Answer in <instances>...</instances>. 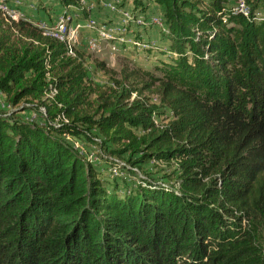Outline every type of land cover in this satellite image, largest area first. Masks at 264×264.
Masks as SVG:
<instances>
[{"label": "trees", "instance_id": "obj_1", "mask_svg": "<svg viewBox=\"0 0 264 264\" xmlns=\"http://www.w3.org/2000/svg\"><path fill=\"white\" fill-rule=\"evenodd\" d=\"M151 1L176 55L161 76L142 69L141 86L135 72L93 84L83 51L0 10V92L14 108L0 110V264H264V0H246L248 16L228 0L120 5ZM162 105L172 114L158 127ZM67 135L135 165L178 163L173 181L124 183L108 172L117 159L94 163Z\"/></svg>", "mask_w": 264, "mask_h": 264}, {"label": "built area", "instance_id": "obj_2", "mask_svg": "<svg viewBox=\"0 0 264 264\" xmlns=\"http://www.w3.org/2000/svg\"><path fill=\"white\" fill-rule=\"evenodd\" d=\"M106 4L105 0H95ZM22 0H0V10L6 20L13 22L20 19L28 20L29 16L22 10L24 4ZM122 0H112L106 6L111 10L119 12L121 15V21L115 22L113 20L100 21L98 18L90 15L91 6L89 0H81V6L77 7L82 11L86 8L89 15L86 18H79L74 21L75 15L70 13L68 9H64L56 18L55 21L47 19L40 20L35 24L38 26L46 36L57 39L65 45L68 55L73 57L78 56V45L80 34L83 30H91L94 34L88 38L86 42V52H97L102 50L105 45L109 47L112 52L115 53H137L149 56L146 52L153 53L157 49H161L162 45L157 40L148 39L143 34V29L148 27H155L160 32L166 30L165 19L162 14H148L145 11L135 9L133 7L121 6ZM69 7V6H67ZM251 6L246 0H236V3L232 6L233 13H242L246 16L250 15ZM31 22V21H30ZM148 49H153L149 51ZM170 52V51H169ZM81 58V57H79ZM84 65L90 63L88 58L84 57ZM134 59L137 60L136 56ZM57 89L52 87L46 94L48 100L55 98ZM136 96V92L133 93V98ZM39 114L47 115L45 106L40 108V112H34L31 115V119L38 118ZM172 112L170 111L171 115ZM171 119L169 116L166 123ZM153 121L156 126L163 127L166 125L159 119V112L155 111L153 114ZM70 140L73 146L79 151L81 156L86 157L88 160L100 164V158L98 151H95L88 146L81 139H77L72 135L66 136ZM162 162V161H159ZM126 169L118 163L113 166H109L108 172L111 176H115L119 179L130 180L129 175L126 173Z\"/></svg>", "mask_w": 264, "mask_h": 264}, {"label": "rangeland", "instance_id": "obj_3", "mask_svg": "<svg viewBox=\"0 0 264 264\" xmlns=\"http://www.w3.org/2000/svg\"><path fill=\"white\" fill-rule=\"evenodd\" d=\"M22 4H26L27 2L25 0H22ZM26 2V3H25ZM37 3V1H36ZM236 3V0H228L227 5L232 7L234 4ZM43 2L40 1V3H37L35 5L37 6H42L43 7ZM107 7V6H106ZM45 8V7H43ZM252 8V7H251ZM251 12V10H250ZM254 19L257 21H261L264 19V5H260L258 8H256L254 10ZM5 18V17H4ZM6 20V18H5ZM7 22H9L8 20H6ZM10 23V22H9ZM11 24V23H10ZM230 26H233V24H230ZM162 49L159 50L157 49L154 53V55L158 58H155L154 56L152 57H145V51L143 52V54H137V53H132L131 55L126 54V53H115L112 52L109 47L107 46H103L102 50L97 51V52H90L88 53V57L90 59V63L87 64L88 65V69L89 72L91 74V78H92V82L95 85H99V86H104L107 84H112L114 78H118L121 79L123 78L124 74L126 73H131V72H135V74H133V76L130 78L132 81L134 82H139V86H141L143 84V82H150L151 78H149L148 75H146L145 73H143L141 70H146L149 71L151 74H154L155 76H161L160 71H157L154 69V67L156 66V64H158L160 62V60H166L169 61L171 59V56H175L176 53L175 52H169L166 53L165 51L162 50H168L169 49V43L167 41V45L166 47L163 45L161 47ZM149 51L153 50V49H148ZM147 53V52H146ZM137 55V60L133 58V56ZM144 57V58H142ZM100 61H104L105 62V66L107 68L103 69L101 67L97 66V62ZM158 62V63H157ZM158 84V81H156V85ZM155 90V89H154ZM145 95L150 96L152 102L160 104V97L159 95L154 91L151 92L149 90H146L144 92ZM94 98V95H93ZM7 101V96L3 93L0 92V110H4V111H11L14 108H10L7 107L5 104V102ZM26 101H23L22 103H20V105L18 107H23L25 105ZM31 109H26V111L23 113L24 116H26V118H29V111ZM170 114V109L167 108L166 106L162 105L160 106V113H159V119L160 121H162L164 124L166 123L167 118L169 117ZM34 121L41 123L43 120L41 118H36ZM92 145V149L97 150V151H101L103 149H101V147L99 145H95V144H90ZM104 151V150H103ZM105 152V157L102 158L99 155L100 161L103 164H108L111 161L115 160L118 164H120L122 166L123 169H126V173L129 175L130 180H126L124 181V183L130 182L131 184L134 183H138L140 181L141 176H145V177H149L150 179H154L156 181L158 180H166L168 182L173 181L172 179H168L165 178L167 177V175L172 174L175 169L178 167V163H164V162H148V163H141V164H133L132 162H129L126 158L121 159V158H114L113 155L111 153L108 152V150L106 149ZM114 158V159H113ZM108 160V161H107ZM111 160V161H110ZM126 166H125V165ZM128 166V167H127ZM130 168H137L139 167V170H135L138 175H134L130 169ZM164 178V179H163ZM123 186V184H122ZM262 239L264 241V231H262Z\"/></svg>", "mask_w": 264, "mask_h": 264}, {"label": "crops", "instance_id": "obj_4", "mask_svg": "<svg viewBox=\"0 0 264 264\" xmlns=\"http://www.w3.org/2000/svg\"><path fill=\"white\" fill-rule=\"evenodd\" d=\"M25 1L27 3L25 2L26 4L22 7V10L26 13V15L29 16L30 21L33 23H36L44 19L53 22L56 20L57 16L64 9H68L70 13L75 15L74 21H76L79 18L80 19L86 18L83 11L78 10L76 6H69V7L63 6L59 2V0H41L44 3L43 7L45 8H43L42 6L35 5L37 3H40L39 0H25ZM105 1L106 4H108L112 0H105ZM123 1L124 0H122V2ZM106 4L95 0H89V5L91 6L90 15H93L94 17L98 18L100 21H107V20H113L115 22L121 21V15L119 14V12H115L111 10V8L108 6L106 7ZM149 4L150 5L147 8L148 14H162L161 6L158 3L151 1ZM123 6L133 7V5L130 3H125ZM142 31L146 38L157 40L162 46L164 45L166 47L168 40L164 37L162 32H160L157 28L148 27L143 29ZM93 34L94 32L91 30H87V29L83 30L80 34L79 45H78V49L84 52L85 56L88 58L89 61L90 59L87 55L90 52H86V47H87L86 42L88 38L91 37ZM125 53L129 55L132 54L131 52H125ZM147 54L149 55V57L154 56L155 58L159 59V57H156L154 55L155 54L154 52L153 53L147 52Z\"/></svg>", "mask_w": 264, "mask_h": 264}]
</instances>
